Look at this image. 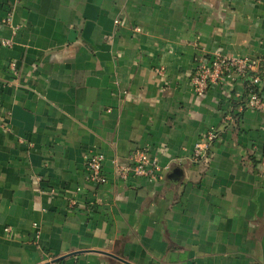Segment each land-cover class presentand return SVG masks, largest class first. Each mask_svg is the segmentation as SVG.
I'll list each match as a JSON object with an SVG mask.
<instances>
[{"label":"crops","instance_id":"crops-1","mask_svg":"<svg viewBox=\"0 0 264 264\" xmlns=\"http://www.w3.org/2000/svg\"><path fill=\"white\" fill-rule=\"evenodd\" d=\"M0 37V264H264V111L190 85L197 55L264 57V0H0ZM141 148L161 180L114 179Z\"/></svg>","mask_w":264,"mask_h":264},{"label":"built area","instance_id":"built-area-1","mask_svg":"<svg viewBox=\"0 0 264 264\" xmlns=\"http://www.w3.org/2000/svg\"><path fill=\"white\" fill-rule=\"evenodd\" d=\"M12 13L8 12L1 24L10 25ZM17 31L13 29V34ZM135 31H139L135 29ZM12 46L11 39L0 37V52L3 48ZM262 58L249 60L221 53L197 55L194 68L190 77V85L197 97H203L212 87L224 85L227 82H240L243 91L233 92V99L240 103L238 113L244 110L263 112L264 98L261 91L264 88V65L260 66ZM15 74L16 67L13 62L8 66ZM161 71V70H160ZM248 79L249 91L246 93L244 81ZM233 113L224 116L223 127L234 125ZM219 131L210 128L195 143L192 149L191 159L196 162L206 163L210 155V149L218 138ZM104 156L100 153H88L84 157L86 180L91 183L101 184L104 181ZM166 168L162 167L157 157L153 156L147 148L136 149L129 156L127 163L113 162L114 179L126 182L129 179H143L147 182H158ZM70 201V205H74Z\"/></svg>","mask_w":264,"mask_h":264},{"label":"trees","instance_id":"trees-1","mask_svg":"<svg viewBox=\"0 0 264 264\" xmlns=\"http://www.w3.org/2000/svg\"><path fill=\"white\" fill-rule=\"evenodd\" d=\"M259 65H260V66H263V65H264V57L261 59ZM248 83H249V81H248V79H246V80L244 81V86H245L246 93L249 91V88L247 87V86H248ZM239 106H240V103L236 102V103L234 104V107H233V108H238ZM236 117H237V116H235V119H236Z\"/></svg>","mask_w":264,"mask_h":264},{"label":"water","instance_id":"water-1","mask_svg":"<svg viewBox=\"0 0 264 264\" xmlns=\"http://www.w3.org/2000/svg\"><path fill=\"white\" fill-rule=\"evenodd\" d=\"M123 262V261H122Z\"/></svg>","mask_w":264,"mask_h":264}]
</instances>
